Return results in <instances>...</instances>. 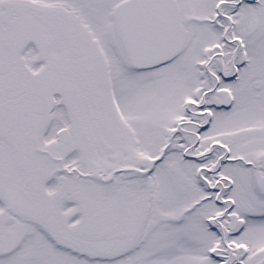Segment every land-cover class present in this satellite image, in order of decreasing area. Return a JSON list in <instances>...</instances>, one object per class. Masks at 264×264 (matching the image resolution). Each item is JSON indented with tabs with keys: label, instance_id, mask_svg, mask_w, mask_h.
Instances as JSON below:
<instances>
[{
	"label": "snow or ice",
	"instance_id": "snow-or-ice-1",
	"mask_svg": "<svg viewBox=\"0 0 264 264\" xmlns=\"http://www.w3.org/2000/svg\"><path fill=\"white\" fill-rule=\"evenodd\" d=\"M0 264H264V0H0Z\"/></svg>",
	"mask_w": 264,
	"mask_h": 264
}]
</instances>
